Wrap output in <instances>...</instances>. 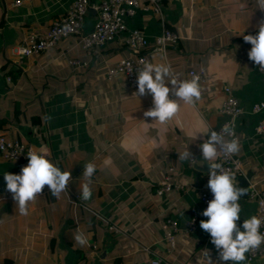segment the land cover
Returning <instances> with one entry per match:
<instances>
[{"label": "crops", "instance_id": "1", "mask_svg": "<svg viewBox=\"0 0 264 264\" xmlns=\"http://www.w3.org/2000/svg\"><path fill=\"white\" fill-rule=\"evenodd\" d=\"M73 1L27 0L16 5L15 0H0V133L45 150L72 175L59 199L45 185L30 203L29 214L21 216L6 190L3 172H19L27 160L0 155V264L6 259L11 264H149L155 253L170 264H203L206 250L216 260L217 251L199 226L209 169L195 162L191 168L178 159V152L190 144L194 161L202 160L199 145L206 135L188 138L171 126L166 142L153 147L162 126L147 124L154 118L144 117L151 97L139 99L122 76L107 79L111 66L132 55L127 31L91 51L78 35H70L38 54L17 53L30 32L45 33ZM262 17L259 0H163L162 17L138 10L127 25L147 34L149 60H161L152 47L168 28L178 35L177 42L164 49L173 68L184 76L202 69L213 75L211 82L201 84L197 107L214 129L226 119L219 112L224 88H232L244 110L236 124L242 176L249 187L264 191V136L256 133L264 109L252 111L264 100V83L257 64L248 58L251 45L243 39L256 32ZM96 19V11L89 9L83 32ZM72 59L80 63L72 64ZM179 117L189 124L198 114L184 107ZM137 128L144 140L139 146L133 135ZM88 161L96 163L97 170L93 195L83 201L79 191ZM166 182L173 187L158 193ZM241 204V220L256 214L249 196L241 198ZM196 212V230L178 232L175 249L167 253L162 220L173 218L183 226ZM77 231L88 235L87 245L75 242ZM248 264H264V254L248 259Z\"/></svg>", "mask_w": 264, "mask_h": 264}, {"label": "clouds", "instance_id": "2", "mask_svg": "<svg viewBox=\"0 0 264 264\" xmlns=\"http://www.w3.org/2000/svg\"><path fill=\"white\" fill-rule=\"evenodd\" d=\"M259 7L264 9V0H259ZM68 27L67 24L64 26L65 29ZM243 39L251 45L248 58L259 65L260 69H264V17L258 22L256 32L243 35ZM155 51L161 55L159 62L148 60L137 64L136 90L133 92L139 99L145 95L151 97L152 106L144 112V117L154 118L152 123L147 124L162 126L152 146L159 147L166 142V133L171 126L183 130L188 138H197L198 134L206 135V139L199 145L202 160L194 161L188 147L190 144L178 152V159L187 161L191 168L195 162L206 164L209 169L206 187L211 193V199L199 212L204 217L199 220V226L208 234L218 258L211 259L206 250L203 253V264H248V254L264 248V215L257 212L241 220V198L247 189L238 186L236 170L240 164L234 161L235 169L229 168L219 159L221 156L238 154L241 150L240 139L230 124L222 125L217 131L199 116L197 105L202 96L200 75L184 76L173 68L163 48ZM121 63L127 65L126 61ZM184 107L196 110L198 119L194 123L186 124L179 117ZM139 120L145 122L144 119ZM133 135L137 146L144 143L139 128L133 130ZM26 156L27 163L21 166L19 172H3L6 190L12 194L15 208L21 216L29 214L30 203L45 185L59 199L61 193L68 189L72 177L71 171L62 169L43 149H29ZM96 170L97 165L93 161L83 166L85 180L79 191V198L83 201L90 200L93 195L91 184ZM73 238L81 246L88 243V235L83 231H77Z\"/></svg>", "mask_w": 264, "mask_h": 264}, {"label": "built area", "instance_id": "3", "mask_svg": "<svg viewBox=\"0 0 264 264\" xmlns=\"http://www.w3.org/2000/svg\"><path fill=\"white\" fill-rule=\"evenodd\" d=\"M27 0H15L16 5L22 4ZM94 9L97 13V19L88 32H83L82 25L85 15L89 9ZM138 10L151 11L154 14L162 17L163 15V0H101L94 2L92 0H74L68 8L66 14L56 19L52 26L45 32L32 31L18 45L16 51L22 56H30L38 54L43 50L57 44L61 39L70 35H78L81 39L82 46L91 51L95 46H102L110 41H113L120 33L127 31L126 44L132 51V55L121 59L116 64L111 66L107 72V79L115 77H124L131 88L136 90V70L138 63L148 61V36L139 28H128L127 19L134 16ZM68 25V29L64 26ZM178 40V35L172 30L165 28L155 39L153 50L163 48L169 44H174ZM159 41V43H158ZM126 61L127 65L121 63ZM72 64H79L80 61L72 59ZM259 72L263 76L264 69ZM199 74L201 84L209 83L213 80V75L202 69L201 71L190 70L189 75ZM225 98L219 108V112L226 116V119L215 130L219 131L221 126L228 123L235 129L238 117L244 112L239 100L233 94L232 88L226 86L224 88ZM264 109V100L255 103L252 107L253 112H260ZM256 133L264 136V118L260 119L256 126ZM29 149H37L31 143H25L17 139H11L0 133V155L8 160H27V152ZM225 167L234 168V161L239 162L240 168L236 170L237 176L243 175L242 162L236 155L230 157L221 156L219 158ZM173 184L166 182L163 186L157 189L158 193L170 190ZM180 186H177L179 188ZM248 196L255 201L257 212L264 215V191L257 189L251 185L248 190ZM211 199V193L207 189L202 194V209L206 207L207 201ZM198 224V212L194 213L182 226L176 219L166 218L162 220L161 227L163 229V241L165 243L164 250L171 253L176 247V235L182 231L190 233L196 230ZM113 227L110 226V229ZM120 232L118 228L114 229ZM264 254V248L257 249L248 254L249 261H252ZM149 264H170V262L162 255L155 253L149 260Z\"/></svg>", "mask_w": 264, "mask_h": 264}, {"label": "water", "instance_id": "4", "mask_svg": "<svg viewBox=\"0 0 264 264\" xmlns=\"http://www.w3.org/2000/svg\"><path fill=\"white\" fill-rule=\"evenodd\" d=\"M238 180V186L239 187H243L245 189H247V191L243 194L242 198H247L248 196V187H249V180L247 179V177L244 176H239L237 177Z\"/></svg>", "mask_w": 264, "mask_h": 264}, {"label": "trees", "instance_id": "5", "mask_svg": "<svg viewBox=\"0 0 264 264\" xmlns=\"http://www.w3.org/2000/svg\"><path fill=\"white\" fill-rule=\"evenodd\" d=\"M12 261L10 259L4 260L1 264H11Z\"/></svg>", "mask_w": 264, "mask_h": 264}]
</instances>
